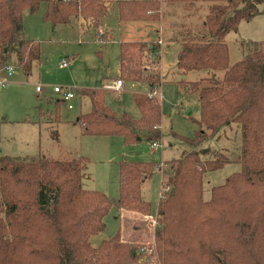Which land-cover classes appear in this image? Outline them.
Masks as SVG:
<instances>
[{"label":"trees","instance_id":"obj_1","mask_svg":"<svg viewBox=\"0 0 264 264\" xmlns=\"http://www.w3.org/2000/svg\"><path fill=\"white\" fill-rule=\"evenodd\" d=\"M193 4L198 0H170ZM202 28L184 32L177 68L182 75L207 71L205 77L182 80L198 95L200 129L185 142L192 148L168 162L171 189L160 196L152 243L122 239L121 231L98 246L90 241L106 230L113 206L119 213L151 215L143 185L155 173V162L119 165V196L87 190V157L32 160L0 157V264H264V42L241 43L243 57L230 63L225 39L242 20L263 13L264 0H210ZM110 0H0V70L13 63L26 75L41 61L38 41L24 36L23 13L46 4L43 19L53 26L72 18L100 27ZM120 22L160 19V0H118ZM105 38L106 33H101ZM162 40H124L120 44L118 80L145 84L136 94L139 119L118 115L104 102V90L81 89L90 103L78 118L83 133L121 136L127 144L161 139V103L153 95L161 85ZM151 94V95H150ZM58 105L65 103L63 99ZM241 132L237 158L202 148L204 142L235 125ZM56 135V134H55ZM58 140V134L55 136ZM228 151V150H227ZM210 156L211 159H203ZM235 162L241 169L204 196L208 175ZM144 256V257H143Z\"/></svg>","mask_w":264,"mask_h":264},{"label":"rangeland","instance_id":"obj_2","mask_svg":"<svg viewBox=\"0 0 264 264\" xmlns=\"http://www.w3.org/2000/svg\"><path fill=\"white\" fill-rule=\"evenodd\" d=\"M108 3V13L100 27H92L91 20L72 18L67 24L51 23L43 19L46 4L31 13H23L24 36L40 42L41 61L34 64L30 75H26L13 63V75L8 69L0 70V157L32 160L45 156L54 160L87 157V176L83 186L87 190L101 191L110 199L119 196V165L125 162H155V173L143 185V196L151 203V215L143 217L137 213H126L112 207L105 218L106 230L90 241L98 246L103 240L113 238L119 231L123 240L152 243L157 226L156 216L161 194L171 189L167 183L172 175L168 162L179 159L192 148L184 141L192 139L200 129L201 106L198 95L181 83L186 78L196 80L207 75V71L182 75L177 68L178 52L186 30L202 28L212 2L198 0L193 4L173 3L160 0V19L153 22H120L118 0ZM262 14L250 21L242 20L237 32L227 35L225 41L230 48V63L243 57L241 43L264 42V5ZM155 29L151 34L150 29ZM100 38L101 33H106ZM124 40H162L159 72L161 85L154 98L161 103L162 122L159 126L162 137L154 141L160 147L151 148L145 140L127 144L121 136H91L83 133L78 121L90 103L81 96V89L104 90V102L113 112L127 113L139 119L141 112L135 102L136 94H146L145 84L123 83L121 91L109 90L118 80L120 66V44ZM63 60L67 68H61ZM64 92L74 91L76 98L58 105ZM40 91H37V89ZM151 95V94H150ZM58 134V140L55 136ZM241 145V132L235 125L224 128L220 134L208 138L202 148L228 154L226 159L237 158ZM228 150V151H227ZM203 159H211L203 156ZM241 165L230 162L217 172L208 175L204 185V196L209 199L212 186L219 185ZM144 257V256H143Z\"/></svg>","mask_w":264,"mask_h":264},{"label":"built area","instance_id":"obj_3","mask_svg":"<svg viewBox=\"0 0 264 264\" xmlns=\"http://www.w3.org/2000/svg\"><path fill=\"white\" fill-rule=\"evenodd\" d=\"M60 67L61 68H67L68 67V61L67 60H63L62 63L60 64ZM8 71H9L10 75H13L14 70H13L12 67H9ZM0 84L2 86H4L5 85V81L0 80ZM105 88L109 89V90L121 91L122 88H123V83H122V81L117 80L111 85H105ZM37 91H40V89L38 88ZM54 92L62 95L61 99H63L65 101V103H68V109H73L74 108L73 104L69 103L70 101H72L73 99L76 98V94H75L74 91H66V92H64L62 89L56 87V88H54ZM159 147L160 146L157 143H152L151 144V148L153 150H157V149H159ZM167 191H168V189H167Z\"/></svg>","mask_w":264,"mask_h":264},{"label":"crops","instance_id":"obj_4","mask_svg":"<svg viewBox=\"0 0 264 264\" xmlns=\"http://www.w3.org/2000/svg\"><path fill=\"white\" fill-rule=\"evenodd\" d=\"M150 31H151V34H154L155 33V29H150ZM123 89V88H122Z\"/></svg>","mask_w":264,"mask_h":264}]
</instances>
